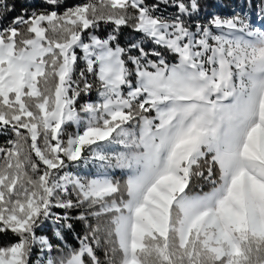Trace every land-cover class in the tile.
Here are the masks:
<instances>
[{
  "label": "snow or ice",
  "instance_id": "obj_1",
  "mask_svg": "<svg viewBox=\"0 0 264 264\" xmlns=\"http://www.w3.org/2000/svg\"><path fill=\"white\" fill-rule=\"evenodd\" d=\"M0 264H264V0H0Z\"/></svg>",
  "mask_w": 264,
  "mask_h": 264
},
{
  "label": "trees",
  "instance_id": "obj_2",
  "mask_svg": "<svg viewBox=\"0 0 264 264\" xmlns=\"http://www.w3.org/2000/svg\"><path fill=\"white\" fill-rule=\"evenodd\" d=\"M79 2H85V0H79ZM18 11H19V7H18V9H17Z\"/></svg>",
  "mask_w": 264,
  "mask_h": 264
}]
</instances>
